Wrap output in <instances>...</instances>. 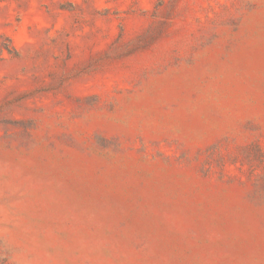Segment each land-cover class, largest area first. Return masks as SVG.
I'll use <instances>...</instances> for the list:
<instances>
[{"label":"rangeland","instance_id":"obj_1","mask_svg":"<svg viewBox=\"0 0 264 264\" xmlns=\"http://www.w3.org/2000/svg\"><path fill=\"white\" fill-rule=\"evenodd\" d=\"M0 264H264V0H0Z\"/></svg>","mask_w":264,"mask_h":264}]
</instances>
